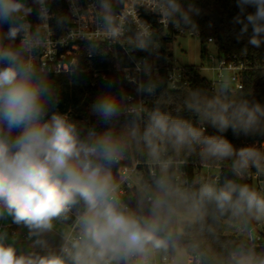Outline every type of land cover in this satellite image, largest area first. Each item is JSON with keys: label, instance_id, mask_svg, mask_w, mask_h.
Instances as JSON below:
<instances>
[{"label": "clouds", "instance_id": "9594fccd", "mask_svg": "<svg viewBox=\"0 0 264 264\" xmlns=\"http://www.w3.org/2000/svg\"><path fill=\"white\" fill-rule=\"evenodd\" d=\"M0 0V221L26 229L25 251L15 235L0 229V264H264V252L242 241L215 253L207 243L227 224L256 238L264 225V188L225 179L187 184L168 148L179 152L200 145L216 160L233 159L243 179L249 167L264 174V156L253 147L238 150L226 139L204 136L184 120L158 107L147 112L132 103L119 77L104 78L89 106L99 127L84 128L58 109L54 77L83 75L79 57L54 63L44 57L53 46L80 47L87 57L110 59L111 45L123 46L128 0ZM236 40L264 45V0H235ZM249 9H252L251 11ZM172 24L195 28L201 11L193 2L162 0ZM35 17V20L30 19ZM54 37H57L54 39ZM152 34L141 30L128 47L142 53L138 65L150 74ZM150 76L137 94H153ZM207 106L219 131L249 134L264 118V106ZM144 123L141 128V123ZM133 152L145 158L149 173L128 167ZM135 177V179H133ZM255 222V224L253 223ZM58 234V243L49 236Z\"/></svg>", "mask_w": 264, "mask_h": 264}, {"label": "trees", "instance_id": "16d2710c", "mask_svg": "<svg viewBox=\"0 0 264 264\" xmlns=\"http://www.w3.org/2000/svg\"><path fill=\"white\" fill-rule=\"evenodd\" d=\"M189 2H193L201 11L199 16L193 17L195 28L177 24L183 28L198 31L202 51L205 50V42L211 38L216 45L218 56L224 57L226 61L245 60L251 63L252 68L241 72L242 89L237 98L231 97L229 91L217 96L210 82L200 75L197 65L184 66L185 83L170 87L167 80V68L170 66L171 43L174 35L169 30L157 26L151 41L152 47H155L152 57L155 59L157 72L151 73L149 76L153 81L158 82V87L151 95L142 94L143 107L146 110L144 121L147 120V112L158 107L161 112L166 113L171 118L184 120L198 130L204 127L203 130H200L204 136L222 137L228 140L236 150L242 147H253L264 156V118H261L259 126L247 135L242 132L234 133L231 128L221 132L211 123V116L208 114L210 109L207 108L209 104L216 102L228 104L231 105L229 107L230 115L234 108L241 104L264 106V45L255 48L247 43V38L240 42L236 40V32L239 30V26L232 23L233 17L238 13L235 0H182L185 8ZM60 7L65 9L63 0H60ZM132 55L139 57L143 54L133 52ZM81 63L84 68L91 64L96 72L85 71L81 77L72 81L64 75L55 76L54 80L60 90L61 97L57 107L62 113L68 114L70 119L75 122H82L80 126L84 128L92 125L99 127L97 118L90 116L85 108L94 101L98 92L105 90L103 88V75L107 78L119 77L125 93H137L136 86L126 83L119 72L113 70L116 64L125 66L131 61L124 57L116 60L110 55L109 60L95 57L91 60L81 59ZM149 76L142 75L141 82L147 81ZM92 82L95 84L92 85ZM143 126L144 123L142 122L141 128ZM166 156L173 161H182L179 166V176L189 185L198 186L197 172L203 165L208 164L220 166L218 183H223L225 179H233L253 187L252 180L247 174L255 172L254 167L250 166L244 178L238 179L231 170L233 159L220 161L208 158L202 154L200 145H193L191 150L181 149L179 152L168 148ZM132 158L145 161V158L136 152H133ZM260 175L264 180V174ZM218 235V240H214L211 236L207 238V243L217 254L226 256L228 249L237 246L242 241L253 247L257 253L264 252V241L251 242L243 234L228 236L218 233Z\"/></svg>", "mask_w": 264, "mask_h": 264}, {"label": "built area", "instance_id": "2783aa9c", "mask_svg": "<svg viewBox=\"0 0 264 264\" xmlns=\"http://www.w3.org/2000/svg\"><path fill=\"white\" fill-rule=\"evenodd\" d=\"M65 9H67V4L64 2ZM162 6V0H128L127 8L125 9L126 16L124 19V36L123 40L125 43L123 46L120 45H111L109 48V54L116 58L118 60L120 57L127 58L131 61L130 64L125 66H120L116 64L113 68V70L119 72L123 80L130 84L138 87L141 82L142 75L149 76L151 73L157 72V67L155 63V59L153 57L148 58L147 64L150 66L151 71L150 74L146 75L139 71L138 65H140L141 61L138 59V57H133L132 49L128 47V41L135 38V35L140 32L141 30L147 29V31L151 34L154 33V31L157 29V26L162 27L165 30H169L173 33L174 38L175 36L179 34L187 33L190 36L196 35L199 37V33L196 30L183 28L179 26L178 24H172L169 23L161 11ZM30 19L35 20V17H30ZM170 28V29H169ZM57 37H54V39ZM207 42H212L211 38H208ZM76 45H80V47H73L72 43L66 46H53L52 52L49 55H46L44 59L46 61H52L54 63L60 61L62 58L66 57L68 59H72L75 57H79L81 59H87L91 60L95 57L89 58L85 54L83 50L82 42L75 41L73 42ZM155 49V47H153ZM140 57V56H139ZM208 58L211 61L217 62V68L225 69L229 73V79L233 82V86L236 90L240 91L242 89V82L240 79V74L243 70L252 68L251 63L242 60V59H236V60H228L222 56L216 55H208ZM85 71L91 70L93 72H96V70L92 67V65H88L84 68ZM167 80L170 87H176L180 83H185V76L183 73V67L178 68L174 67L172 64V61H170V66L167 68ZM217 76L220 77V73H217ZM102 78L104 79L105 76L103 75ZM95 82H92V85H94ZM212 86V82H210ZM213 87V86H212ZM127 95L131 96L132 103H136L139 105L144 104V100L142 98V94H133V93H126ZM204 127H201L200 130H203ZM178 174L179 172V166L182 164V161H174ZM128 167L134 168L135 171L138 174L141 175H147L149 173V167L147 166L145 161H141L136 158H132L130 162H128ZM247 176L253 181H255V186L257 190H260L264 188V180L263 177L260 174H257V171L248 173ZM135 179V177H133ZM239 234H242L241 232H238ZM251 242H259L264 241V228L260 231H256V238L254 240H249Z\"/></svg>", "mask_w": 264, "mask_h": 264}, {"label": "rangeland", "instance_id": "374dc122", "mask_svg": "<svg viewBox=\"0 0 264 264\" xmlns=\"http://www.w3.org/2000/svg\"><path fill=\"white\" fill-rule=\"evenodd\" d=\"M217 48L213 42H205V50L202 51V45L198 36H190L187 33L179 34L173 38L171 43V61L174 67L184 68L186 65H197L199 68V73L204 76L209 82H212V86L215 90L217 96L223 95L226 91L230 92V96L237 98L239 91L233 86V82L229 79V73L225 69H216L217 62L211 61L208 55H216ZM220 73V77L217 73ZM91 104V103H90ZM88 104L86 106L87 113L91 116ZM70 118V117H69ZM78 125L82 122L77 121ZM219 165H203L197 172L196 178L200 182L214 180L217 181L219 174ZM253 187L255 186V181H253ZM7 229L10 236L15 235L17 238L18 246L22 247L25 251L30 250L28 248L29 241L26 240L27 230L18 228L12 225L9 221H0V229ZM264 228V225H256V231H260ZM236 228H230L227 224H223L219 229L218 233L223 235H235L239 234ZM49 239L53 243L59 242L58 234H51Z\"/></svg>", "mask_w": 264, "mask_h": 264}, {"label": "water", "instance_id": "95a60500", "mask_svg": "<svg viewBox=\"0 0 264 264\" xmlns=\"http://www.w3.org/2000/svg\"><path fill=\"white\" fill-rule=\"evenodd\" d=\"M255 224V222H253Z\"/></svg>", "mask_w": 264, "mask_h": 264}]
</instances>
